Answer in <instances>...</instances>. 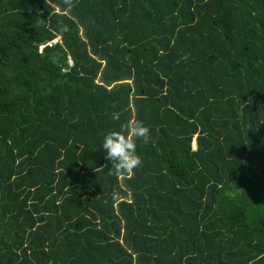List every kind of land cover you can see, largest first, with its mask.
Listing matches in <instances>:
<instances>
[{
	"label": "trees",
	"instance_id": "obj_1",
	"mask_svg": "<svg viewBox=\"0 0 264 264\" xmlns=\"http://www.w3.org/2000/svg\"><path fill=\"white\" fill-rule=\"evenodd\" d=\"M74 3L0 0V264H264V0Z\"/></svg>",
	"mask_w": 264,
	"mask_h": 264
},
{
	"label": "clouds",
	"instance_id": "obj_2",
	"mask_svg": "<svg viewBox=\"0 0 264 264\" xmlns=\"http://www.w3.org/2000/svg\"><path fill=\"white\" fill-rule=\"evenodd\" d=\"M62 7L71 11L75 7L74 0H60ZM49 4V0H45ZM38 18L36 23L47 26L46 19ZM111 119L119 121L120 114L112 113ZM150 128L140 119L129 118L122 122L118 130L108 131L102 141L105 158L111 163L108 174L114 177L134 175L142 166V157L137 153V141L147 144L151 141Z\"/></svg>",
	"mask_w": 264,
	"mask_h": 264
},
{
	"label": "built area",
	"instance_id": "obj_3",
	"mask_svg": "<svg viewBox=\"0 0 264 264\" xmlns=\"http://www.w3.org/2000/svg\"><path fill=\"white\" fill-rule=\"evenodd\" d=\"M56 43H57V38L54 39V40H52L51 42H49L48 45H54V44H56ZM43 47H44V46H40L39 50H42ZM68 65H72L71 60H68Z\"/></svg>",
	"mask_w": 264,
	"mask_h": 264
},
{
	"label": "rangeland",
	"instance_id": "obj_4",
	"mask_svg": "<svg viewBox=\"0 0 264 264\" xmlns=\"http://www.w3.org/2000/svg\"><path fill=\"white\" fill-rule=\"evenodd\" d=\"M195 145H194V143H193V147H194Z\"/></svg>",
	"mask_w": 264,
	"mask_h": 264
}]
</instances>
